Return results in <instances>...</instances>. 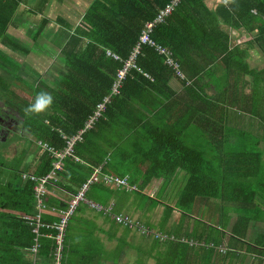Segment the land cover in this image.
Listing matches in <instances>:
<instances>
[{
  "label": "trees",
  "instance_id": "trees-1",
  "mask_svg": "<svg viewBox=\"0 0 264 264\" xmlns=\"http://www.w3.org/2000/svg\"><path fill=\"white\" fill-rule=\"evenodd\" d=\"M26 1L0 0V96L32 137L22 136L30 143L20 150L25 159H16L9 174L0 172V264H55L56 231L42 228L36 235L27 220L38 213V181L50 177L41 222L52 226L95 171L98 182L86 200L126 230L152 232L161 256V245H167L164 255L173 257L159 256L157 264L264 263V224L258 226L264 223V68L249 63L251 49L264 61V0H221L213 7L183 0L161 24L155 18L171 0H88L76 28L55 39L60 49L52 60L63 61L56 82L42 75L33 80L24 59L34 48L7 34ZM219 19L256 35L237 44ZM149 23V37L173 54L176 69L156 47L140 44ZM46 32L40 26L35 37ZM132 56L134 67L112 95ZM41 90L53 95L52 106L41 114L22 112ZM105 98L99 118L82 133ZM72 140L73 153L60 161L56 154H64ZM180 174L181 193L172 207L148 194L153 183ZM115 180L126 184L109 182ZM212 200L217 204H204ZM84 205L68 220L64 247L70 221ZM159 207L168 217L179 213V222L151 223ZM209 208L218 217H201ZM116 217L129 218L132 227Z\"/></svg>",
  "mask_w": 264,
  "mask_h": 264
},
{
  "label": "crops",
  "instance_id": "crops-1",
  "mask_svg": "<svg viewBox=\"0 0 264 264\" xmlns=\"http://www.w3.org/2000/svg\"><path fill=\"white\" fill-rule=\"evenodd\" d=\"M220 1L216 0L213 5L219 4ZM87 2L88 0H29L27 4L22 2L7 30V34L17 43L30 46L31 49L34 48L29 58L36 61L37 65L41 61L48 63L55 58L53 55L58 48L55 39L57 36L62 38L67 27L76 28L81 20L80 13H84L86 10V5L84 6L83 3ZM62 20H65L67 25ZM40 26L46 28L47 32L36 38ZM250 40L249 38L246 41ZM240 41H244L242 34L241 39L237 40L236 43L240 44ZM0 48L3 49L4 47L0 45ZM16 60L23 63L22 58L16 57ZM32 71L34 72L29 75L33 80L37 75L41 76L38 74L39 70L32 68ZM1 74H3L2 71ZM0 104H5V100L0 99ZM181 177L182 174L172 181L158 180L156 182L168 183L166 187L165 184L163 185L165 187L164 198L169 190L175 192V198L171 200L172 206L177 202L176 199L181 193L179 180ZM163 200L161 198V201ZM84 206V210L76 214L67 228L62 264H157L156 258L159 256L162 260H170V256L173 257V254L164 255L165 251H168L167 245H161V256L158 248L152 246L151 235L144 236L126 230L116 224L114 217L109 214H101L86 205ZM175 214L179 220V213H173L171 217H168V215H164L162 209L158 221L162 222L168 219L167 224L170 226L174 222H179L176 220ZM152 221L155 224L158 223L155 217ZM248 261L250 260L248 259Z\"/></svg>",
  "mask_w": 264,
  "mask_h": 264
},
{
  "label": "built area",
  "instance_id": "built-area-1",
  "mask_svg": "<svg viewBox=\"0 0 264 264\" xmlns=\"http://www.w3.org/2000/svg\"><path fill=\"white\" fill-rule=\"evenodd\" d=\"M181 2H182V0H171L170 4H168L163 10H161L159 12V14L157 15L154 23L155 24L163 23L166 20V18H168L173 13L174 9ZM153 26H154V24H152V23L147 24V31H144L143 35H141L140 44H148V45H150L152 47H156L157 50H159L161 53L165 54L166 50L163 49L161 46H157L155 44V42H153L152 39L149 37L150 31L152 30ZM136 54H137V52H136ZM107 56L112 57L114 60H118V61L121 60L119 56H116L115 54H113L110 51H107ZM134 58L135 57H133V56L130 57V59H128L125 62L124 68L118 72L117 81L113 85L112 95L113 94H118V91H119V88H120V86L122 84V81L125 79L127 73L131 70V68L134 67V64H133ZM108 101H109V98H105L103 104L98 106L94 117L91 118L86 123L85 130L82 131V133L87 131V130H90L93 127V125L95 124V122L97 121V119L100 116V112L104 110L105 104ZM73 144H74V140H72V141H70L68 143L67 150L65 151L64 154H62V153H57L56 154L57 157L60 158V161L65 157V155L73 153ZM60 161H59L58 164H55V168L56 169L60 168V166H61ZM52 175H54V173H52ZM22 178L24 180L31 179V180L36 181V179L33 176L23 175ZM48 178H50V177L43 178V179H40L38 181V184H37V186L35 188L36 189V194H37V200H38V204H37L38 213L33 218L28 217L27 220H29L30 225L33 227V232L36 235H39V232H40V230L42 228H46L47 230L54 229L56 231L57 234L55 236V240H56L57 248H56V252H55V255H54L55 256V262H56L55 264H62L61 263V261H62V251L64 249V238H65L66 225L68 223L69 218L75 212V210L77 209L79 204L80 203H85L88 207H90L93 210L102 211V208L99 205H97V204H95V203H93L91 201H88L85 198V193L91 188V186L94 183L98 182V175H97V171H95V174L83 185L81 192H79L78 195L76 196V198H74L71 201V203L69 204V207L65 211H60L59 212L60 217H61L60 222L57 223V224H54L52 226L48 225V224L45 225V224H43L41 222V213L44 210L43 197L46 196V194H47L46 184H47ZM109 182L117 184L116 182H118V181L115 180V181H109ZM118 183L119 184H123V185L126 184L125 182H121V181L118 182ZM116 219L119 222H122L123 224L129 225L130 227H132V221L129 220V218L116 217ZM143 233H148V232H145L143 230ZM149 233H151V232H149ZM36 241H37V239H36ZM37 249H38V244L36 243L35 246L33 247L32 251L33 252H37Z\"/></svg>",
  "mask_w": 264,
  "mask_h": 264
},
{
  "label": "rangeland",
  "instance_id": "rangeland-1",
  "mask_svg": "<svg viewBox=\"0 0 264 264\" xmlns=\"http://www.w3.org/2000/svg\"><path fill=\"white\" fill-rule=\"evenodd\" d=\"M183 1V0H182ZM171 2V1H170ZM206 2V4L207 5H209V6H212L213 5V3L214 2H216V0H206L205 1ZM182 3V2H181ZM180 3V4H181ZM170 4V3H169ZM179 4V5H180ZM178 5V6H179ZM178 6L174 9V11L178 8ZM166 7V6H165ZM164 7V8H165ZM163 8V9H164ZM162 9V10H163ZM161 11V10H160ZM173 11V12H174ZM203 13V12H202ZM159 14V13H158ZM173 14V13H172ZM171 14V15H172ZM170 15V16H171ZM169 16V17H170ZM156 19V18H155ZM167 19V18H166ZM218 22H220L221 21V25H222V27H223V29L225 30V31H227L228 33H229V35L230 36H232L236 41L237 40H239V39H241V34L242 35H244V41H240V44H243L246 40H248L249 38L251 39V38H253L255 35H256V33H254V34H248V33H245L244 32V30H243V28H235V29H230V28H228V27H226V26H224L223 24H222V22H223V20H221V19H219V20H217ZM230 29V30H229ZM231 30H235V31H231ZM62 40V38H59L58 39V42L59 41H61ZM67 40V39H66ZM156 44V43H155ZM163 49H165L166 50V53H165V55L167 56V59H166V63H167V65L169 66V67H173V69L175 68H177L178 67V64H177V62L174 60V57H173V54L168 50V49H166L165 47H162ZM58 49H60V48H56V51L57 52H59V50ZM24 61L26 62V67L28 68H30V69H37V70H39V72H38V74H41L42 75V77L43 78H45V79H47V80H54L55 82L57 81V78L55 77V72H58V71H61V67H62V64H63V61L61 62H59V61H56V60H52V61H50V62H42L41 61V65L39 64V65H37L38 63L36 62V61H34V60H30V59H24ZM249 63H250V66L252 67V68H256V69H261V68H264V61L259 57V54L257 53V52H255V50H253V49H251L250 50V52H249ZM177 75L178 76H180V77H183V74L182 73H180L178 70H177ZM0 91H2V92H4V87L2 86L1 87V85H0ZM12 91V90H11ZM5 93V92H4ZM7 94V93H6ZM0 99H4V97H2V96H0ZM20 105V104H19ZM18 105H15V106H13V108L14 107H17ZM21 106H23V105H21ZM3 107L6 109V107L7 106H5V105H3V104H0V108H2L3 109ZM11 108V107H10ZM12 108V109H13ZM20 112H21V110H19ZM24 110L22 109V112H23ZM25 112V111H24ZM26 113V112H25ZM19 114V113H18ZM27 114V113H26ZM27 124H26V122L25 121H22L21 122V129H23V130H25V131H27ZM2 132V131H1ZM0 132V133H1ZM10 132H7V134L8 135H5L4 136V140H1L0 141V164H2V165H4V167H2V168H0V172L2 173V174H4V175H6V174H9V169H10V167H11V165H12V163L13 162H15L16 161V159H21V160H23V159H25L24 158V155H26L23 151L21 152L20 150L22 149V147H24V146H26V145H28V147L30 146V143H29V141L27 140H24L23 138H22V136L23 137H26V138H32L29 134H27V135H24V133L23 132H21V131H19L17 134H13V133H11V134H9ZM21 133L23 134V135H21ZM11 135V136H10ZM20 135V136H19ZM7 138H9L8 139V141L6 142V143H4L3 141H5ZM34 142H35V140H34ZM2 145V146H1ZM20 151V152H19ZM15 152H18V154H17V156H16V154H14ZM13 155L14 156H16V158H13ZM27 156V155H26ZM165 184V187L167 186V182H164L163 184L162 183H154L153 185V187H151V188H149V190H150V192H149V190H148V192H149V194L151 195V196H153V197H155V198H157V200H160L161 201V198L162 199H164L162 202L164 203V204H167L168 206H171L172 207V199H174L175 198V192L173 191V190H169L168 191V193H167V196L164 198V195H163V193H164V190H165V187H163V185ZM159 198V199H158ZM219 203V202H218ZM204 204H217V201H215V200H212L210 203H206V202H204ZM162 209L163 208H161V207H159V208H157V210L155 211V212H153V214H152V219H153V217H155L156 218V220L158 221L159 220V215H160V213H161V211H162ZM206 211V213H204V212H202L201 213V217H203V218H205V217H207L208 215L210 216L211 214H212V211H211V209L209 208V209H206L205 210ZM208 212H210V214L208 213ZM176 215V214H175ZM218 215H219V212H218V214L216 215V217H218ZM168 216H169V214H168ZM215 216V215H214ZM214 216H212L211 215V217L214 219V218H216V217H214ZM176 217V220H178V217H177V215L175 216ZM152 219H151V223H153V224H155V222L154 221H152ZM263 224L264 223H260V224H258V226L260 227V226H262L263 227ZM156 229V228H155ZM147 234H149V235H151L152 237H154V235H152L151 233H147ZM64 250V249H63ZM63 252V251H62Z\"/></svg>",
  "mask_w": 264,
  "mask_h": 264
},
{
  "label": "flooded vegetation",
  "instance_id": "flooded-vegetation-1",
  "mask_svg": "<svg viewBox=\"0 0 264 264\" xmlns=\"http://www.w3.org/2000/svg\"><path fill=\"white\" fill-rule=\"evenodd\" d=\"M23 119L18 114L9 113L4 107L0 108V141L4 140V136L8 135L7 132L18 133L19 131L23 132L21 129V122ZM23 135V134H21ZM6 137V136H5Z\"/></svg>",
  "mask_w": 264,
  "mask_h": 264
},
{
  "label": "clouds",
  "instance_id": "clouds-1",
  "mask_svg": "<svg viewBox=\"0 0 264 264\" xmlns=\"http://www.w3.org/2000/svg\"><path fill=\"white\" fill-rule=\"evenodd\" d=\"M53 103V95L48 91L41 90L36 93L33 101L26 106L24 111L26 113L41 114L46 112Z\"/></svg>",
  "mask_w": 264,
  "mask_h": 264
}]
</instances>
